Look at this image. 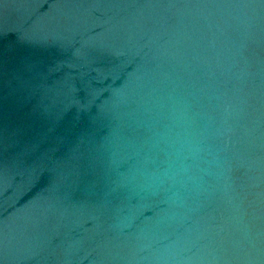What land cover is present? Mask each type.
<instances>
[{
    "label": "water",
    "instance_id": "water-1",
    "mask_svg": "<svg viewBox=\"0 0 264 264\" xmlns=\"http://www.w3.org/2000/svg\"><path fill=\"white\" fill-rule=\"evenodd\" d=\"M0 264H264V0H0Z\"/></svg>",
    "mask_w": 264,
    "mask_h": 264
}]
</instances>
